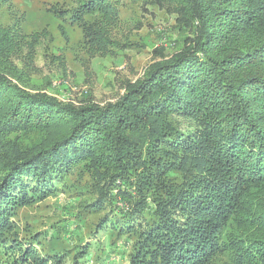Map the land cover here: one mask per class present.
I'll return each mask as SVG.
<instances>
[{"label": "trees", "instance_id": "obj_1", "mask_svg": "<svg viewBox=\"0 0 264 264\" xmlns=\"http://www.w3.org/2000/svg\"><path fill=\"white\" fill-rule=\"evenodd\" d=\"M116 1L69 11L92 54ZM164 2L179 49L104 105L37 88L34 46L52 36L0 23V247L18 246L17 208L67 190L79 202L86 178L87 214L103 213L89 234L127 237V264H264V0Z\"/></svg>", "mask_w": 264, "mask_h": 264}, {"label": "rangeland", "instance_id": "obj_2", "mask_svg": "<svg viewBox=\"0 0 264 264\" xmlns=\"http://www.w3.org/2000/svg\"><path fill=\"white\" fill-rule=\"evenodd\" d=\"M76 1L10 0L0 4L3 26L17 24L27 36L46 29L52 36L50 42L40 37L34 46L31 80L60 101L75 105L85 99L99 105L113 102L124 92L126 82L141 77L151 63L170 57L181 45L184 31L164 0H117L113 2L117 14L100 25L108 37L104 49L92 54L79 22L70 18ZM84 19L96 22L94 17ZM180 120L183 129L189 128ZM85 179L79 202L65 187L67 192L17 208L18 246H1L0 264H33L23 257L26 249H33L46 264H127V237L112 245L105 228L89 234L92 221L103 213L94 218L87 214V204H92L95 193ZM117 203L121 205L120 200ZM85 244L89 245L86 254L79 256Z\"/></svg>", "mask_w": 264, "mask_h": 264}]
</instances>
